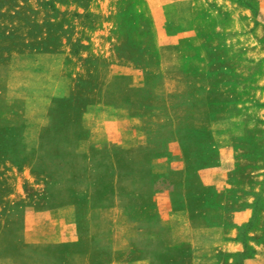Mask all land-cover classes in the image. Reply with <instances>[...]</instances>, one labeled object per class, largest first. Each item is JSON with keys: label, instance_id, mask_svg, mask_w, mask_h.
Masks as SVG:
<instances>
[{"label": "rangeland", "instance_id": "rangeland-1", "mask_svg": "<svg viewBox=\"0 0 264 264\" xmlns=\"http://www.w3.org/2000/svg\"><path fill=\"white\" fill-rule=\"evenodd\" d=\"M70 194L77 244L40 239ZM133 231L149 264H264V0H0V264Z\"/></svg>", "mask_w": 264, "mask_h": 264}, {"label": "crops", "instance_id": "crops-1", "mask_svg": "<svg viewBox=\"0 0 264 264\" xmlns=\"http://www.w3.org/2000/svg\"><path fill=\"white\" fill-rule=\"evenodd\" d=\"M111 144V143H110ZM113 144V143H112ZM85 157L87 158V165H86V170H90V171H94L95 169V165L98 163L97 159L94 158V155H85ZM126 157V155H112V161L121 166V161L123 160V158ZM153 163H151V166L149 167V170L151 173L153 174H157L154 167L152 166V164H156L159 162H163L164 164L167 165V167L169 168L172 164H173V158L167 156V155H156L151 157ZM121 160V161H120ZM143 172V171H142ZM121 171L118 170L117 175H120ZM94 187L91 188V190ZM147 189V187H146ZM117 190V191H116ZM149 197H145L144 195H142V193H140L139 191L136 192L135 194V201L144 209L148 208L149 206H151V193L152 190L149 187ZM111 192L117 193L116 196L113 195V198L115 197V201L113 202L112 206L108 209L111 211H117L120 212L124 217L127 218V214L125 212V208L124 205L121 201V190L119 189H111ZM103 194V192H101ZM102 194H100L102 196ZM68 200L58 209L55 210H49V211H41L38 212L36 215V218H38V223H45V228L49 227V231H44V232H38V236L40 239L42 240H47V241H53V242H61V243H65V242H70L68 244H70L71 246H75L77 244L76 240L77 237L75 236V233L73 231V224L75 222L74 217L76 216L75 214V208L79 206L80 204V200L79 198L72 196L70 194L69 197H67ZM101 198V197H100ZM100 198H98L97 196L95 197L94 195L92 197L87 196V200H86V204L87 207L89 209V207L91 205H93L95 202H97L98 200H101ZM91 208V207H90ZM69 212V218L65 220L63 219H59V216L61 215V212ZM86 214L88 216L89 214V210L86 211ZM247 215L248 216V212L245 213H241V215ZM129 224L133 225L136 224V222L130 221L128 220ZM60 224V226L57 228V231H54L53 229L56 228V225ZM54 225V226H52ZM65 225V226H62ZM111 232L108 231H103L102 233V238L101 240H108L107 237L108 234H110ZM135 236H137V231L136 232H132V234L128 235L127 238H125V240L127 241V247H121V249L119 248H114L111 247L109 248V250L104 249V247H94V246H89L86 245V243L83 244L86 245V250L82 253L77 254L76 257H79L80 260H82L84 263L86 264H94L92 261L93 255H98L99 258L101 257L102 259L99 261L98 264H149V261L147 258H142V257H137V258H130V256L132 255V251L130 249V242L129 240L133 239ZM75 241V242H74ZM229 244H231L233 247L239 249V243H237L234 240H229L228 242ZM110 252H112L113 254L118 253L117 256L113 257V258H109V254ZM123 256V257H122ZM107 257V258H106ZM106 258V259H105Z\"/></svg>", "mask_w": 264, "mask_h": 264}, {"label": "trees", "instance_id": "trees-1", "mask_svg": "<svg viewBox=\"0 0 264 264\" xmlns=\"http://www.w3.org/2000/svg\"><path fill=\"white\" fill-rule=\"evenodd\" d=\"M150 171V170H149ZM150 174H151V172H150ZM152 175V174H151Z\"/></svg>", "mask_w": 264, "mask_h": 264}]
</instances>
